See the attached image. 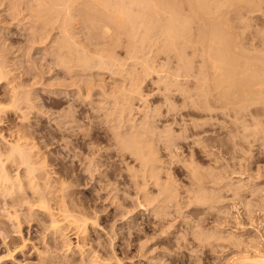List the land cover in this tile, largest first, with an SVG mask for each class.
Masks as SVG:
<instances>
[{"label": "rangeland", "instance_id": "374dc122", "mask_svg": "<svg viewBox=\"0 0 264 264\" xmlns=\"http://www.w3.org/2000/svg\"><path fill=\"white\" fill-rule=\"evenodd\" d=\"M1 1L2 0H0V19H1V16H3L2 14L5 13V11H6L5 14L6 15L8 14L7 16L10 15V18L4 15V18L2 17L3 20L1 19L2 21H0V28H1V30H0V52L6 53V54L4 53V55L6 56L8 67L9 68L13 67L12 68L13 71H11L12 72L11 74L13 77L11 76V74L8 76V79L10 77H12L11 78L12 80H8L7 78L0 80V101H1V104L3 103V106L8 105L7 108L9 109L10 101L7 99L8 96H5V91L9 90L12 87V85H13V88L16 86L20 87L21 86L20 83H21L23 87L25 85L27 86V88H28L27 92H28V94L30 93L29 94L30 99L32 98L31 93H33L35 91L33 93V98H34V96H36V98L34 100L31 99L29 101L30 102L32 101V104L30 103L31 106L36 105V104H37V106L30 107L31 109L30 108L26 109L27 107L26 108L23 107L22 110L19 108H17L16 110H13L10 107V109H9L10 111L3 113V114L1 113V115H0V135H1L0 136V143L6 144L8 141H11L15 137V135L17 134L18 130L25 133L27 139L34 144L35 149L38 151V154L40 155V157H42L43 162L45 164H47L46 166H47V169L50 173L49 175H50L51 179L54 180L53 182L56 181L55 183H57L60 180H62L63 182L62 181L61 182L64 185L66 184L65 185L66 187L64 190H66L65 193H66V196H68V197L65 199L68 200V198L73 197L71 200L73 202H75V204L80 203V205L82 207L84 205L85 208L84 207L83 208L86 209V211L87 210L89 212L92 211L90 214H92L93 211H95L97 213V215H98L97 222H99V223H97V225H99V226L97 227V225H94L93 226L94 228L93 227L89 228V230H91V232L88 230L89 231L88 236L92 235L93 236V237L91 236L92 239L87 236V238H89L93 241V242H91L92 243L91 244L92 249L97 248V250L95 249L96 251L93 252L94 257L92 256V258H95V255L98 256L97 254H99L100 256L101 255L104 256L103 258H105V256H106L105 260L107 262H109V259L111 258L110 257L111 255H109V253L112 254V257H113V254L116 252L115 254L117 256L123 258V260L121 259L122 263L120 262V264H227V262H229L230 264H234V263L238 264L240 262L239 264H242L243 261L246 264H252V261H254L253 258H251L252 261L248 258L243 260L246 257L245 255H248L249 252H248V250H246V248L244 246H242V245H244L243 243L241 245L240 243L237 242L238 241L237 239H242V236L246 239L248 237L253 236L252 238L256 239L255 241H258L257 244L259 245V248L262 251L264 250V210H262L263 208H261L262 205H263L262 207H264V204H261V202L259 203L260 200L258 202L256 201L258 195H259V199H260V197L262 198L261 201H263V199H264V197H263L264 196V190H263L264 189V155H263L264 153L262 152L264 150L263 149L264 148V143H263L264 141H262V139L264 140V135H263L264 134V131H263L264 127L262 125L264 123V121L261 122V120H264V119H262L264 117V115H262V112H263L262 107H264V105L260 106L258 104L259 105L258 107L255 105L251 106V110H257L254 112L252 111V113L254 114V117L256 115L258 116V117H255L256 120L260 116L258 114H261L260 117H262V118H259L260 119L259 122H261L260 129H262L263 133L261 130H258L257 128H255V131H257V132L260 131V132L257 135L255 134V136L253 135L254 133H256L253 131L254 127H256V126L255 125L253 126V124H255V123H252L255 119L254 117H251V116H253L252 113L250 116L249 115L246 116L247 117L246 120H248L249 122L251 121V120H249L248 116L251 117V119H253V121H251V125H250L251 127L253 126V128H250V126L248 125L249 127H247V128H249L250 130H247V128H242V127H241L242 130H241V128H240V130H241V134H242L244 132V129H246V132L247 131L249 132L248 134L252 133L251 135L254 136L253 138L251 137V135H249L251 137V138H249V136H247L248 134H246L245 136L247 138H249V140H248L245 137L243 138L242 135L244 133L242 135H240V132H239V134L237 133L238 131L237 132L236 131H230V128H231L230 124H231V122L233 123V121L229 120L232 118L228 119V117H230L229 114L223 112V113H221V114H224L222 116L220 113H218L217 110H215V113H213L214 115L211 116L210 114H208V112L206 110H204L206 112H204L203 110L199 111V108L198 109H197V107L194 108V106L189 104V102H188L190 100V98H191V100H194L193 99L194 95L191 96L190 94H187L188 95L187 96L183 91H179L180 88L182 90L184 87H186L184 89H188L187 86L189 84H190L188 86L189 89L190 88L192 89V87H190V86H194L197 82H195L196 77H194L195 78L194 79L193 77H190L189 75L185 76V74H183V72H184L183 69H181L178 65H177L178 67L175 66V64H179V62L176 59V56H175V54H173V52L171 53L170 51H167L171 54L165 52V54H168V55L164 56V53L162 51H159L160 53L158 52V55L154 58L152 56H155L157 53L155 55H153V54L157 51L153 48V46H152V49H149L150 46L149 47L146 46L144 48V50L136 51L137 53L141 52L142 54L141 53L139 55L137 53L134 54L135 53L134 51H132V50L129 51L130 50L129 48H131V47L126 46L129 44L127 42V40L129 38L126 36L125 33H122V31L119 32V30L117 28H115V26H113L114 25L113 23H111L112 24V26H111L110 22L107 24H109V26L112 27L111 28L112 32L110 31L111 33L109 35L106 34L103 36V34H101L102 32H101L100 27L95 29V27L93 25H91V23H93L94 25L95 24L98 25L101 22L91 21L93 15L89 16V14H92V13H90L92 11L87 6L86 7L88 9L85 8L87 0H82L83 2L82 1L81 2L83 4H81V2H80V4H78L76 7V8H78L79 11L77 9H76V11H74V19H77V17H78V19L74 23V26L76 27V28H74V30L77 28H80V29L83 28L81 30L77 29V30H80L79 32L77 30H75V34L76 35L79 34L76 36V38L78 36L81 37V38H77V41L78 40L80 41V39H81V41L79 43L83 45L82 46L83 48L86 44V46H87L86 49H87V51H89L88 53L91 56H94L95 59L98 58L97 56H99V55H104L103 57H105V53L106 54H112V56L114 53L113 59L115 58L117 61H115V59L112 60L111 62L106 61V64L104 63V65H106V67L105 66L102 67L101 66L102 64H100V63L98 64L97 63L98 60L96 61L94 59L93 63L90 64V66L83 67V66L79 65V66H77V67H79L78 69H77V67H75L77 71L78 70L81 71V73H80V72H77L75 70L74 76H76L77 78L71 77V78H74V79H71V78L65 77L66 75L64 74V71H62L63 69H62V67H60L61 64L59 62H56V61H58L57 59H54V56L52 54V49L50 50L51 47H47L48 45L45 46L46 48L44 47L45 49L49 50L47 52V50H45L43 48H39V46H38L39 43H36L37 46L35 47V45H36L35 43H33L31 41L27 42L24 39L25 35L27 33H29L32 29H36V28L30 27L28 19L27 20L25 19L26 21L20 20V18L23 16L22 12L25 13L24 8L27 9L26 10L27 12H29L30 9H29L28 5L27 4L24 5L23 3H21L18 5H15L13 7L12 5H10L11 4L10 0H8L9 2H7V0H3L2 2ZM242 1H243V4H242V2L235 1V3L241 4V5L239 4L238 6L235 3L233 5H232V3H230V4L228 3V5L225 4V7H229L231 9L229 11L226 10V8L225 9L222 8V7H224V5L221 6V8H222L221 10H224L225 11L224 13H226V14H224V17L226 15V17H229V18H227L228 21H229V19H231L230 22L232 21V23L234 25H236V26H234L232 24V26L235 27V29H237L239 31L238 32L235 30L236 32H238V33L243 32L244 33L243 35H245V37H246V38H244L245 40H247V39L249 40L251 38V36L255 38L257 35H260L259 32L262 31L263 36H259L262 38H259L257 36L256 37L257 40H256V38L254 39V41H256V42H254V44H256L259 39H263V41H264V0H261V3H263V4H261L260 1L258 0L259 3L261 4V6L260 5L259 6H260V8L261 7L262 8L260 10H258L259 9L258 8L257 10H253L252 12L248 11V9H249L248 6L245 8V6H246L245 3L247 4V2L244 3V0H242ZM258 1L254 0V2H257V3H258ZM5 3H6V5H8L7 8L5 6ZM234 5L237 6L236 9H238V11L235 10L236 6H234ZM82 6H84V7H82ZM231 6H234V9H232ZM239 6H241V7H239ZM20 7H21V10H19ZM81 7H82V9H80ZM8 9H9V12L7 11ZM86 9L90 10V11H88V13H87ZM232 10H235V11H232ZM20 11H22V12H20ZM186 12H187V10H186ZM11 13H15V15L16 14H18V15H16V16L14 15L15 16L14 17L11 15ZM80 13H82V14H80ZM83 13L86 14V15H84V17H83ZM221 13L223 14V12H221ZM19 14H21V15H19ZM75 14H76V16H75ZM19 16H20V18H19ZM5 17H7V19ZM80 17H82V19ZM11 18H13L12 20L14 22L13 21L11 22ZM15 19L17 21H15ZM227 19H224V20H226V23L228 22ZM78 20H79V22L77 23ZM92 20H96V19L93 17ZM4 21H6V22H4ZM81 21H83L84 23L82 24ZM7 22L9 24H7ZM18 22L20 23V25L17 24ZM1 23H3V25ZM7 25L9 26L8 28H7ZM78 25H81V27ZM82 25H84V26H82ZM85 25L86 26L91 25L90 26L91 28L90 27H89V29L86 28V31H85V27H86ZM18 27H20V28H18ZM21 27H23V28H21ZM25 28H27V29H25ZM23 29L26 31V33ZM90 29H92V30H90ZM93 29H94L96 34L94 33ZM3 30H4V33H3ZM5 30H8V31H5ZM233 30H234V28H233ZM81 31H83L84 33ZM92 31L95 35L91 34ZM18 32H23V34L22 33H19V34H21V35L25 34V35L20 36L18 34ZM53 32H52L53 33L52 37H50L49 39L53 40L54 38L57 37V35H58L57 30L55 29V30H53ZM86 32H87V34H89V32H90L88 37H86L87 36ZM118 32L121 34H124V35H121V34H120L121 36L117 35L116 33H118ZM8 33H9V35H8ZM11 33L13 34L14 38L11 36L12 35ZM80 33H83V34H80ZM112 34H115V35H112ZM90 35L92 37L91 39L93 40V42H92V40H90ZM101 35H102V39L105 40L107 37V40H105V41L100 40ZM110 35H112V36H110ZM17 36H20V42L18 41L19 38ZM54 36H56V37H54ZM117 36H119V37H117ZM7 37H9V39ZM10 37H12V40L10 39ZM112 37L114 40H112ZM115 37H116V40H115ZM93 38H97V39L99 38L98 41L100 44H98L97 43L98 41L97 40L95 41V39H93ZM117 38H118V40H117ZM153 38H157V37L153 36ZM5 39H6V41H5ZM23 39H24L25 43L23 42ZM84 39H85V41H84ZM154 40L156 41V39H154ZM88 41L90 42V44H88L89 43ZM100 41H102L103 43ZM110 41H113V42H110ZM16 42H18V43H16ZM94 42H96V43L94 45H92V43H94ZM106 42L109 44H107ZM119 42H121V43H119ZM129 42H130V40H129ZM261 42H262V40L261 41L259 40V42H258L259 44H261V46L259 48L262 47ZM6 43H7V45H6ZM21 43H23V44L21 45ZM29 43L34 44V46L29 44ZM4 44H5V46H4ZM8 44L10 47H8ZM106 44H107V46L110 45V48H108V47L106 48L105 47ZM259 44H256V45H259ZM43 45H45V43ZM137 45H138V43H136V46ZM263 45H264V43H263ZM14 46L16 48H14ZM29 46H32L35 51L32 49V47H29ZM2 47L7 48L8 52H6L7 50L2 48ZM21 47H22L23 52H22V50H20ZM88 47H90L91 49ZM28 48H31V50H29ZM38 48L41 50H39ZM94 48H95V50H94ZM101 48H103L104 50ZM2 49L4 51H2ZM153 50H154V53H153ZM188 50L189 49H187V52H188ZM17 51H19V52H17ZM83 51L87 52L84 49H83ZM109 51L112 53H110ZM145 51L147 54H144ZM189 51H190L189 54L187 53L188 56L191 55V50H189ZM14 52H15V54H14ZM20 52L22 53V55L24 57L21 56ZM42 52L44 54H41ZM100 52H102V54ZM127 52L130 54H128ZM132 52H134V53H132ZM149 52H151L152 55H150ZM19 53H20V56H19ZM25 53H30V54H25ZM8 54H10V55L8 56ZM137 55H138V57H137ZM144 55L147 56V58ZM149 55L151 57H148ZM173 55L175 56L174 57L175 59L172 61ZM29 56H31V58H29ZM132 56H135V57H132ZM141 56L142 57L144 56L145 60H150L151 58H152L151 60L156 59V61L155 60L154 61L157 64L154 63V61H153V64H154V68L158 67L157 70H159L160 67L165 65L164 68L162 67L163 68L162 70H159L160 74L163 71L162 73L164 75H162V74L158 75L159 74L158 72H156L157 73V75H156L154 72L155 70H153L151 73L147 74V77L145 76V72H143L144 73L143 76H142L143 73L142 74H136L138 76H141L139 78V81L142 78L140 83L136 84L135 79L138 77L135 75V73H137V71L139 70L138 67L140 68V70L138 71L139 73L142 72V70L144 71V69H143L144 68V58H142ZM10 57H14V58H11V61H10ZM15 57H17V58H15ZM164 57H167V58L171 57V60L169 58L167 60ZM194 57L196 59H198L199 55L198 56L194 55ZM195 58H194V61L196 60ZM12 59H13V61H12ZM19 59L22 60V62L19 61ZM132 59H137V60H132ZM138 59H141L142 61L140 62V60H138ZM200 59L201 58L199 57L198 61H201ZM32 60H33V62H32ZM103 60H105V59L103 58ZM118 61H120L122 63L121 67L119 66V63H117ZM134 61H136L138 64L134 65L135 64V63H133ZM194 61H193V63L198 62L197 60L195 62ZM52 62H54V63H52ZM9 63H12V64H9ZM95 63H97L98 65ZM111 63H112V65H111ZM140 63L143 65H140ZM57 64L58 65L60 64V66H57ZM94 64H95V66H94ZM158 64H160V65L163 64V65L160 66ZM198 64L200 65L199 62H198ZM198 64H194V65H198ZM156 65H158V66L155 67ZM33 66H35L36 68L34 67L35 69H33ZM108 66H109V68H108ZM198 66H193V68L194 67L198 68ZM81 67L83 70L84 69L85 70L83 71L81 69ZM91 67H93V68H91ZM89 68L92 70H90V71L87 70V71H89V72H87L86 69H89ZM175 68H176V70H175ZM179 68L182 70L181 72L179 71L180 70ZM117 69H119V70H117ZM120 69H122V70H120ZM136 69H138V70H136ZM195 69H193V70H195ZM59 70L62 72H59ZM125 70H127L129 75L126 74V76H125V73L124 74H118V73L126 72ZM117 71H118V73H117ZM195 71H193V73L191 72L190 75H193L195 73ZM179 72H180L181 76L179 75ZM62 73L64 75H62ZM82 73H85V74L82 75ZM130 74L132 77L135 76L136 78H134V77L132 78L130 76ZM77 75H80V77ZM165 75H166V77H165ZM33 76H34V78H33ZM156 76H159V77H156ZM195 76H197V75L195 74ZM78 77H79V81H78ZM161 77H163V78L165 77V79L168 81L170 80V82H168V84L166 83L168 88H166V86H165L166 84L164 83L167 81H165L164 79L158 81L159 79H161ZM131 79H133L134 81ZM178 79H180V80H178ZM72 80H75V81H72ZM173 80H174V82L178 81V83L176 82V84H178V85L180 84V86H181L184 83L185 86H181L178 89L177 86L174 85L175 83L173 84ZM76 81L79 82V85ZM136 81H138V79H136ZM180 81H182L183 83ZM82 82H83V87L81 86ZM85 82H86V85H84ZM31 83H33V84L31 85ZM186 83H189V84L186 86ZM132 84H135L136 86H138L137 90H139L138 93H139V95L141 94L140 95L141 98L143 96L142 99L140 98L139 95H138L139 98H133V96H137V95L129 93L130 91L132 92L133 90L135 91V93L137 91L135 85H133V89H131ZM171 84H173V85H171ZM8 85L10 88L8 87ZM22 86H21V88H22ZM26 86L23 89L27 90ZM139 86H140V88H139ZM5 87H7V88H5ZM79 88H81L82 90L79 91ZM83 88H86V89L83 90ZM174 88H176L177 90ZM29 90H30V92H29ZM65 90L67 91V94H65ZM3 91H4V93H3ZM53 91H56L55 94L53 93ZM125 91H128L127 94L125 93ZM192 91H194V89ZM192 91H191V94H192ZM213 91L216 92L215 90H213ZM123 92L125 94H123ZM180 92H182V93H180ZM117 94H121V95L126 96L125 99H127V101L130 100L129 107H132V108H131V110H130V108L126 109V110L130 111V113L133 116L131 114H129V112L128 113L126 112V114H127V117H129V116L131 117V119H130L131 122L132 121H133V123L136 122V125L138 124L139 126L142 123L141 126L147 125V128L150 127L151 130L153 128V130H155L153 133V136H154V134L157 136V137L154 136L155 143H158V142L162 143L163 142V141H158L157 139H159V140L165 139L164 143H162V144L159 143L158 145L155 144V146L160 147V148L157 147V149H160L159 150L160 152H157L158 153L157 156L159 158H162L159 160H162L164 163H166V164H163L165 166L162 165L163 166L162 172L166 173V171L169 170V171H167L166 176H165V173L163 174L161 172V174H163V178L167 179V181H169V182H171L173 180L176 181L175 185L178 187H175L177 189H174V190L175 191L177 190V192H175L174 194H177V196L180 197L179 198V197H176L174 195L175 199L177 198V200L172 199L173 201L170 200L171 203L170 202L168 203V201H166V203L164 204V202L161 199V197L163 198V196H162L163 193L158 191V188L156 186H154L153 183L150 181L151 179L149 180V178H147L144 180L142 174L145 172V169L143 167L138 168L139 167L138 162L133 161L132 156H130L128 154L129 151L127 150L128 151V153H127L125 151V149H122L121 143H119L121 141L120 138L126 137L127 132L130 131V125H128L127 121L124 122V120L127 118L125 116V114H123L124 117L122 116L125 119L120 120V119H123L119 116L122 114L121 110L123 108L121 106L124 107V101H126V100L124 99V96H120V95L117 96ZM128 94L129 95L131 94L129 96V99H128ZM215 94L216 93H214V95ZM115 95L117 96V98H114ZM184 96H186V98H184ZM195 98H196V96H195ZM116 99L118 101L122 100L123 104H121L120 103L121 101H120L119 103L121 104V106H118L120 104L118 103V105H117ZM191 100H190V102H191ZM33 101H35V104H33L34 103ZM131 101H132V103H131ZM170 102H173V105L174 104L175 105L174 106L172 105V107L169 106L168 103H170ZM185 102H188L189 105ZM130 104L131 105L133 104V105L131 106ZM184 104H186V105H184ZM22 105H24V103L21 104V106ZM68 105H70L71 107L70 106L68 107ZM101 105L104 106V108ZM170 105H171V103H170ZM190 105H191V107H190ZM115 106L116 107L118 106V108L120 107L122 109H119V111H118V109ZM252 107H254V108L256 107V108L254 109ZM65 108H68V109H65ZM173 108H175V109H173ZM258 109L259 110L262 109V110L259 111ZM18 110H20V111H23V110L26 111L27 110L25 112V116L23 114L21 115V112ZM103 110L105 111V113ZM19 112H20V114H19ZM110 112L112 114H110ZM113 112H114V114H113ZM219 112H221V111L219 110ZM257 112H259V113L256 114ZM115 113H116V115H115ZM153 114H155V115H153ZM206 114H208L207 115L208 117L206 116V119L209 120L211 123L209 121L208 122L205 121L206 119H204V118H205ZM263 114H264V112H263ZM70 115L72 116L71 118H70ZM114 115L116 117L117 116H119V117H117V118L115 117L116 118L115 119V118H113ZM146 115L150 116V117L146 118ZM209 115L211 116L210 117L211 119L213 116H215V117L218 116L217 117L218 119L213 117L215 120L214 119L211 120V119H209ZM110 116H113V117L110 119L109 118ZM219 117H221V119H219ZM107 118L109 121L107 120ZM148 118H150V119H148ZM181 118H183V120ZM190 118H191V120H194V121L197 120L196 121L197 124H195L196 122L193 123L190 120ZM144 119H145V121L147 120L146 123L144 121H142ZM114 120L116 121V123L114 122ZM174 120H176V121L174 122ZM181 120L184 124L188 123L187 124L188 127H186L187 125L185 124L183 126L184 128L181 129L182 128L181 122H180ZM201 120H203L202 122L204 124H202ZM222 120L225 121V123L227 124V125L225 124L226 126L222 125L223 124ZM256 120L254 122H256ZM148 121H150V122H148ZM118 122L121 123V125ZM137 122H139V123H137ZM117 123H118V126H117ZM123 123H125V124L127 123L126 126ZM150 123L152 126L149 125ZM198 123H199V125H200V123L203 125L202 128H204V130L200 129L201 125L198 127ZM114 124H115V126H113ZM192 124H194L195 126L197 125L196 128H194ZM228 124H229V127H228ZM248 124H250V123H248ZM231 125L234 126L233 124H231ZM223 126H225V128ZM114 127L116 128L117 132L112 134L114 132L112 130V129H114ZM124 127H126V128H124ZM168 127L170 129H168V130L164 129V128H168ZM192 128H194L195 130L197 129L196 131H199V132H200V130L201 131L203 130L202 132H200L202 134L199 135V133H198L196 135L195 134L196 131H194V129L192 131ZM120 129L122 131L119 132ZM124 129H127L128 131L127 130L124 131ZM158 129L160 130V132H158L159 131ZM184 129L187 132L182 131ZM225 129H227V131L229 130L231 133L233 132L232 133L233 135L230 133V135L232 136L231 138H233V140L235 138L234 136H236V135H234V133L238 134L234 141L231 140V138L229 139V137H230L229 135H228L229 137L227 138L226 133L229 134V132H225L224 135H226V137L223 135ZM109 130H111V131H109ZM156 130H158L157 132L159 135L157 133H155ZM169 130H170V132H169ZM172 130H174L173 133L175 132L177 135L178 134L180 135V132L181 133L185 132V133H183L184 136L181 134L182 137L181 136H178L179 138L174 137L173 138L174 140H172L171 139L172 137L169 135H166V133H165V132H167V134H168V132H169L171 135H175L171 132ZM204 131H205V133H204ZM123 132H125V133H123ZM192 132H194V133H192ZM206 132H208V133H206ZM163 133H164V135H163ZM115 134H116V136H115ZM160 135H163L164 138L161 139V137H163V136H161L159 138ZM177 135H175V136H177ZM260 135H261V137L258 138ZM2 136L4 137V139L1 138ZM166 136H168V137H166ZM202 136L205 137V139L207 141L206 142L205 139L202 138L203 141H205L204 144H203V141H201L202 143H199V141L202 140L200 138ZM256 136H258V137L256 138ZM180 137H181V139H180ZM197 137H199V138L197 139ZM208 137H210V138H208ZM237 137H241V140H239V144L237 143L240 146L241 150H240L239 146L236 145L239 148L240 153H239V150L237 151V149H238L237 147L233 148L234 147V146H232L233 144L232 143H231L232 145L230 144V140H231V141H233V143L235 145V141L237 142L236 139H240ZM169 138L172 140L171 143L173 145V148H171L172 145H170L171 140H169ZM194 138L197 141H194L195 140ZM207 138L210 140L208 141ZM222 138H225V139L227 138V140L229 139L228 140L229 145L232 146V149L234 150L233 151L231 149V151H233V153L235 154V157L233 155H231V159L235 158L233 161H235L237 164L239 163V166H241L243 164L242 166L244 167L243 168L244 170L242 168L240 169L237 164L235 166V162L232 164L233 161H231V159L228 158V157H230L229 154L230 153L232 154V152L226 151V150H230L228 148L229 146L227 144L228 143L227 140L224 139L226 142L223 140L224 141L223 144H224L225 148H227L226 150L224 147L222 148L223 144H221V141H219V143L217 141V140L222 139ZM113 139L115 140V143H114ZM118 139H120V140H118ZM185 139H186V141H185ZM243 139H244V142H243ZM253 139H254V142L252 141ZM259 139L263 144L259 141ZM116 140L118 142H116ZM156 140H157V142H156ZM179 140H180V143H177V141H179ZM247 140H248V142H247ZM255 140H257L259 142L255 141ZM167 141L169 144H166ZM195 142H198L200 147L201 146L203 147L204 145H206V147L208 149H206V151L201 150V149H203L202 147H201V149H199L198 144ZM247 143H250L249 145L251 147L249 145L247 146L246 145ZM117 144H120V145H118L119 147L117 146ZM163 144H164V146H162ZM174 144L175 145L178 144V148L176 146L174 147ZM194 144L196 146H194ZM220 144L222 146H220ZM242 144H245V145L241 146ZM165 145H167L168 147L167 146L165 147ZM226 146H228V147H226ZM242 147H244V148L242 149ZM246 147L249 150L248 149L246 150ZM260 147H262V148H260ZM164 148H166V149H164ZM167 148H168V150H167ZM169 149L171 150L169 152L170 154H167L168 153L167 151H169ZM174 149L176 150V152H178V151H180V152H178V154H177ZM204 149H205V146H204ZM209 149H210V153H211L209 155L210 157L208 156ZM223 150H225V151H223ZM242 150L243 151L246 150L243 153H245L247 155L242 156L243 155V153L241 152ZM247 151H249V152L247 153ZM189 152H191V154H189ZM192 152H193V154H192ZM206 152H207V154H206ZM249 153L251 154L250 156H249ZM160 155H162V156H160ZM174 155L177 157H174ZM189 155H191L192 159L190 158ZM211 156H214V157H211ZM236 157L237 158L240 157V159H237ZM244 157H247V158H244ZM248 157H250V158H248ZM130 158H132V159H130ZM189 158L191 159V161H193L192 163L190 160H188ZM214 158H218V161ZM214 160H215V162L217 161V163H215ZM240 161H241V165H240ZM244 161H245V163H242ZM248 161H249V163H248ZM128 163H129V165H128ZM189 163L191 165L193 164L194 166L193 165L192 166L194 168H197L198 170L203 166L204 167L207 166L208 164H210V165H208L207 167L210 166V168L212 169L213 165L215 167V165L218 164V166L216 165L217 168H213V169L221 170V172L217 170L218 174L219 173L223 174V175H221V174L218 175L219 181H222L221 177L224 178V172L226 174H228L227 176L225 174V179H223V181L225 180L226 182L222 181L220 184V182L217 183L218 182L217 178L215 180L213 179V176L216 175L214 172H216V171H214L213 169L212 170L210 169V172H209V168H206L207 171L204 170L205 174L203 172L205 179L208 177L207 176L208 173H209V175L211 173L214 174V175H212V177L210 176L211 178L208 177V179L209 178L211 179V180L209 179L210 180L209 183H208V179H206L207 183H205V181H206L205 179L203 180L204 184H202V185L206 184L203 187H207V188L211 187V186L213 187V184H215L216 181H217L216 184L217 185L220 184L222 187L221 188L219 185L218 186L219 188H217L216 184L214 186V189H217L216 192L221 191V192H219L221 196L217 192L218 197L215 198V201L214 200L212 201L215 204L211 203L213 205V207H215L214 205H216L217 207H215L213 209H209V206L211 207L210 203L209 204L205 203L207 206L205 204L204 205L203 204L198 205L199 203H202V202L197 201L196 197L193 195V192H194V194L198 193V195H199V191L196 192L197 190H195V188H193L194 186H196V185H194L195 182L193 183L194 180L196 181V178H195L194 174L192 173V171H191V178H189V176H190L189 168L191 170L193 168V167L191 168V165ZM246 163L249 166H245V165H247ZM158 164H160V162ZM187 164L190 165L189 168L187 167L188 166ZM230 164H232L233 167ZM129 166H131V167L129 168ZM196 166H198L200 168H198ZM220 167H221V169H220ZM234 167H236V168H234ZM246 167H248L249 169L247 170ZM227 168H228V170H225ZM231 168H233V169H231ZM129 169L132 170L133 172L134 171L135 172L132 174V171H130ZM138 169H140V170H138ZM186 169L189 170L188 171L189 173L187 172ZM235 169L237 170L236 171L237 173L234 171ZM245 169H246V171H245ZM141 170L144 172H140ZM229 170H231L232 172ZM241 170L243 172L244 171L245 172L243 173V172H241ZM137 171L140 172L141 174H139ZM201 171H203V170L200 169V172ZM222 171H223V173H222ZM238 171H240V172H238ZM206 172H208V173H206ZM229 173H230V175L231 174L232 175L229 176ZM138 174L141 176L140 180L138 178H135V176H138ZM170 174H171V179L173 178V180H171V179L169 180V178L167 177V175L170 176ZM242 174H244V175L242 176ZM140 176H138V177L140 178ZM192 178H195V179L192 180ZM230 179H233L234 181L230 180ZM238 179L239 180L241 179L240 182ZM189 180L192 183L189 182ZM235 180H237L238 182L237 181L235 182ZM136 181L137 182L139 181V182L135 183ZM141 181H143V182H141ZM203 181H202V183H203ZM211 181H213V184H210ZM144 182L145 183L148 182V183H147V187H145L146 189L143 188V190H142L141 189L142 186H145ZM139 183L142 184L141 187H140ZM171 183H172V185L174 184L173 182H171ZM227 183H228V185L226 186L227 187V189H226V187L224 185ZM229 183H233V186H232V184H230L231 186H229ZM239 183H241V184H239ZM245 183L250 188L253 187L254 189L251 188V189H253L251 191ZM136 184H138L139 187ZM207 184H209V186ZM242 184H245L247 187H244ZM192 185H194V186L192 187ZM239 185H240V187H241V185L243 186L240 190H238ZM228 186H229V188H228ZM257 186H258L259 191L257 190ZM172 187L174 188V186H172ZM230 187H234V189L233 188L230 189ZM260 187H262L263 189L262 188L259 189ZM236 188H237V191H236ZM243 188L246 189V190L244 189L245 192L243 191ZM247 188H248V190H247ZM140 189L142 191H144V190L150 191V193L152 191L151 194H154L157 191V194L160 193L159 195L161 197H159V195L156 194L157 196L155 195L156 197L154 196V199L151 200L154 203L153 202L151 203V201H145L142 199V195H141L142 191ZM186 189H187V191H186ZM188 189H190V190L188 191ZM193 189L195 191H193ZM210 189H209V191L206 189L205 192L208 191V195L211 194L210 196H212L216 192L212 191V190H214L213 188L211 189V191H210ZM139 190H140L141 194H140ZM228 190H230V191L228 192ZM190 191L192 193L189 194L188 192H190ZM253 191H254V193H253ZM209 192H211V193L209 194ZM235 192H238V193H235ZM240 192H241V194H240ZM242 192H243V194H242ZM251 192H252V194H254V195L256 194V195L255 196L253 195V197H252L251 196L252 194L250 195ZM185 193H186V195H185ZM187 193L189 195H187ZM235 194H238L241 197H237L238 195H236V198H235L234 197ZM188 196H190V197L187 199L186 197H188ZM193 196L195 198H193ZM196 196H197V194H196ZM216 196H217V194L214 195V197H216ZM157 197H158V201L156 199ZM249 197H251V198H249ZM254 197H255V199H254ZM192 198L194 200H196V202H199V203L198 204L195 203V201ZM219 198H221V199L218 202ZM239 198H241V199H239ZM247 198H249V199L246 202ZM189 199H190V201H187ZM251 199H252L253 204H255V203L257 205L260 204L261 206H257L256 204L255 205L252 204L253 205L252 208H254V209L253 210L251 209V212L248 210L245 211L246 210L245 206L247 203H248L247 205H249L251 203ZM140 200H142V203ZM155 201H157V202H155ZM177 201H179V202H177ZM249 201H250V203H249ZM158 202L159 203L162 202L164 205L161 206L162 203L159 204ZM173 202L174 203L177 202L176 205ZM139 203H141V204H139ZM157 203H158L157 208L160 212H164L167 210L166 213H170V214L166 215V213L164 212V213H161L162 214L161 215L160 212H156V210L153 211V209H155ZM243 203H246V204L244 205ZM263 203H264V201H263ZM151 204H153V205H151ZM166 204L168 205V208H166V206H167ZM139 205H141L142 207ZM252 205H249L250 208ZM249 206H246V208L248 207V209H249ZM255 206H257V208ZM160 207H162V208H160ZM150 208H152V209H150ZM217 208L220 209V212H219V209H217ZM161 209H163L164 211H161ZM259 209H261V210H259ZM224 210H225V212H222ZM153 212H155V213H153ZM0 216H2V217H0V219L2 220V223H0V226L2 227V230L0 229V247L2 248V250L0 251V260H2L5 257H8L6 255L7 251L5 249V246L1 243V238L4 235H6V233H8L11 236V240H10L11 242H9L10 244H7V246H9L10 249L12 250L13 259H14V260H5L3 264H19L18 262L23 263V262L31 260V259L35 260L36 254L33 250L32 244H36L35 247H37L39 249H41L44 244L42 242H39L41 236H43V233L41 231H39L38 228L36 227L34 218L32 219V216L29 218L30 220H28V218L25 220H23L21 218L20 224H18V226H17L16 222L9 220V218L5 215L4 209L2 210V208L0 209ZM155 216H159V218H157V217L155 218ZM160 217H162V219H164V220L160 219ZM165 220H167V221L165 222ZM158 221H159V223H157ZM160 222H162V223L160 224ZM167 222H169V223H167ZM165 223H166V225L167 224L168 225L167 226L165 225V227H164L162 224H165ZM239 223H241V224H239ZM67 229H65L66 232H65V238L62 240L63 243H61V241L59 242L60 248L58 249V251L61 255H64V253H66L68 251L66 249L65 244H66V242H67V244L69 242V244H68L69 246H67V247H71V248H69V252L67 254H70V252H71L70 256H73L72 251L75 250L73 248L76 247L75 246L76 243L79 242L81 244V240L76 239L77 237L75 236V233L73 232V230H70L69 228H67ZM216 229H217V232H216ZM194 230L196 231L197 234L195 232L193 233ZM203 230H204V232H207V234L206 233L204 234ZM190 231H192V232H190ZM198 231H200V233L203 232V235L198 234ZM212 231H213V233H212ZM179 232H181V233L183 232L186 235V237L183 233H182V235H184V237L182 235H180L181 233H179ZM215 232H216V234L218 232H220V233H218V235L219 234L220 235L215 236ZM208 233H210L209 237H208ZM221 233H223L224 235ZM231 233L234 235H232ZM111 235H113V236H111ZM178 235H180V236H178ZM197 235H199L200 237H204L205 235H207V237H204L205 238L204 241H206L208 239V241H206L207 243H205L203 241L204 238H201L202 239V241H201L200 237ZM212 235L219 238V239L218 240H217V238L215 239L214 237H212ZM226 235L230 236L234 239H236V238L237 239L233 242L234 239L230 240V238L228 237V241H227ZM235 235H236V237H234ZM45 236L49 237V231H47V232L45 231ZM174 236L177 238L182 236L186 242L184 241L183 238L182 239L181 238L175 239ZM196 236L199 238H197ZM224 236L226 237L225 238L226 240H224V238H223V240L221 239ZM109 237H111V239H112V242H111L112 244L109 243L111 241V239H109ZM197 239H199L200 242ZM176 240H177V242H176ZM229 240H230V242H229ZM243 240H245V239H243ZM235 242L239 245L237 246V244ZM40 243L43 245H41ZM70 244H72V246ZM232 244H234V245L236 244V245L234 246ZM62 245H65V247ZM73 245L75 247H73ZM98 247H100V248L104 247V248L100 250V248H98ZM242 247H244V248H242ZM235 248L236 249L238 248V249L236 250ZM239 249L242 251H238ZM245 250L247 251L246 254H245V252H246ZM111 251L112 252L114 251V252L111 253ZM122 251H124V252H122ZM74 253H75V251H74ZM67 254H65V255H67ZM75 255H76V253H75ZM120 255H123V256H120ZM100 256H99V258H100ZM102 256H101V258H102ZM247 257H252V256H251V254H249ZM103 258L101 259L102 261H103ZM100 259H98L96 257L95 259H93V260H95V262H91V264H93V263L99 264V262L101 264L102 262ZM224 259H225L224 262H226V263H223ZM235 259H236V261H235ZM33 260H31V261H33ZM105 260L102 264H105V262H106ZM111 260L113 261L114 258H111ZM246 260H249V262H251V263H247ZM13 261H14V263H13ZM15 261H17V263ZM112 261H110L108 264H115V263H111ZM237 261H239V262H237ZM245 263H243V264H245ZM256 263L258 264L259 262L256 261ZM88 264H90V263L88 262Z\"/></svg>", "mask_w": 264, "mask_h": 264}, {"label": "bare ground", "instance_id": "6f19581e", "mask_svg": "<svg viewBox=\"0 0 264 264\" xmlns=\"http://www.w3.org/2000/svg\"><path fill=\"white\" fill-rule=\"evenodd\" d=\"M3 1V0H2ZM1 1V2H2ZM11 2V4L10 5H12L13 7L15 6V5H18V4H21V3H23L24 5H28V7H29V12H27L26 10L27 9H25L24 8V10H25V13H23L22 11H20V12H22V17L20 18V16H19V18H20V20H22V21H24L25 19L27 20L28 19V22H29V25H30V27L31 28H36V29H32L29 33H27L26 35H25V40L28 42H33V43H39L38 44V46H39V48H43V49H45L46 47L45 46H47V47H51L50 48V50L52 49V54H53V56H54V59H57L58 61H56V62H59L60 64H61V66H60V64L58 65L57 64V66H60V67H62V71H64V74L66 75L65 77H68V78H71V77H76V76H74L75 75V70H76V68L75 67H77V66H83V67H87V66H90V64H92L93 63V60L95 59L94 58V56H91L88 52L89 51H87V46H86V44H85V46H84V48L82 47L83 45L82 44H80L79 42L81 41V39H80V41L78 40L77 41V38H81V37H77L76 38V36L77 35H79V34H75V30H77V29H80V28H77V29H75L74 30V28H76L75 26H74V23L76 22V20L78 19V17H77V19H74V11H76V9L78 10V8H76L77 7V5L78 4H80V2L82 1V0H10ZM235 1H239V2H242V4H243V1L242 0H87L86 1V5H85V8H87V7H89V9H91V11L92 12H90V13H92V14H89V16L90 15H93V17L96 19V20H92L93 19V17H92V19H91V21H99V22H101L100 24H93V23H91V25H93L94 27H95V29L96 28H99L100 27V29H101V34H103V36L104 35H109L112 31H111V28L112 27H110L109 26V24H107V23H109L110 22V24L111 23H113L114 25L113 26H115V28H117L118 30H119V32H121L122 31V33H125L126 34V36L129 38L128 40H127V42L129 43H127L128 45H126V46H128V47H131V48H129L130 50L129 51H134V52H132V53H134V54H136L137 52L136 51H138V50H144V48L147 46V47H149L150 46V48L149 49H152V46H153V48L157 51V52H155L154 53V50H153V55H155L156 53V55L155 56H152V57H156L157 55H158V52L159 51H162L163 53H164V56H166V55H168V54H165V52H167V51H170L171 53L173 52V54H175V56H176V59L178 60V62H179V64H175V66H179L181 69H183V74H185V76L186 75H189L190 77H196V81L195 82H197L194 86H190V87H192V89L190 88L189 89V83H186V86H187V88L189 89H184V88H186V87H184L182 90H181V86H185V84L182 82V81H180V82H182L181 84V86H180V84L178 85V84H176V82L178 83V81H176V82H174V80H173V84L174 85H176L177 86V88L179 89L180 88V90L179 91H183L186 95L187 94H190L191 96H193L194 95V100H191V98H190V100H191V102H190V100L188 101L189 102V104H191V105H193L194 106V108L195 107H197V109L199 108V111L200 110H206L207 112H208V114H210L211 116L212 115H214L213 113H215V110H217L218 111V113H223V112H225V113H227V114H229V116L230 117H228V119L229 118H232V119H229V120H232L233 121V123L231 122V124H233L234 126H232L230 123V127L232 128H230V131H238L237 133L239 134V132H240V135H242L243 133V138L245 137L246 139H248L249 140V138H253L254 136H255V134L257 135V134H259V132H257V131H255V128H257L258 130H261L262 131V129H260V126H261V122L262 121H264V120H261V122H259L260 121V119L259 118H262V117H260L261 116V114H258L259 112H257L256 114H258V115H260L259 116V118H257V120H256V118L255 117H258L257 115L254 117V114L252 113V111L254 112V111H257V110H251V106L253 105H255V106H263L264 105V45H263V43H264V41H263V39H259L260 41L262 40V47L261 48H259L260 46H261V44H259L258 42H259V40H258V42L256 43V44H259V45H256V44H254V42H256V41H254V39L258 36H263V34H262V31L261 32H259L260 33V35H257L255 38L254 37H252L251 36V38L248 40H245L244 38H246L245 37V35H243L244 33L242 32V33H238L239 31L237 30V29H235V27H233L232 26V21L230 22V20L231 19H229V21H228V19L227 18H229V17H226V15H225V17H224V14H226V13H224L225 11L224 10H221L222 8H226V10H231L229 7H225V4H227L228 5V3L230 4V3H232V5L235 3ZM256 1H258V0H256ZM260 1V3H261V0H259ZM259 1H258V3H259ZM6 2V1H5ZM7 2H9L8 0H7ZM79 2V3H78ZM83 2V1H82ZM81 2V4H83ZM238 2V3H239ZM245 2H247V4L245 3ZM85 3V2H84ZM244 3H245V8L248 6V8L250 9H248V11H250V12H252L253 10H257L258 8V10H260L261 8H260V6H261V4H263V3H257V2H254V0H244ZM257 3V4H256ZM8 4V3H7ZM235 4H237V3H235ZM240 4V3H239ZM239 4H237V6L239 5ZM2 5V4H1ZM224 5V7H222L221 8V6H223ZM241 5V4H240ZM260 5V6H259ZM5 6H6V8H7V6L8 5H6V3H5ZM23 6V5H22ZM87 6V7H86ZM234 6H236V5H234ZM234 6H231L232 7V9H234ZM237 6L235 7V10H237L238 11V9H236L237 8ZM243 6V7H244ZM10 7V6H9ZM19 7V6H18ZM25 7V6H24ZM82 7H84V6H82ZM82 7L80 8V9H82ZM239 7H241V6H239ZM84 8V9H85ZM228 8V9H227ZM12 9V8H11ZM10 9V10H11ZM19 9V8H18ZM88 9V8H87ZM86 9V10H87ZM240 9V8H239ZM19 10H21V7H20V9ZM18 10V11H19ZM186 10H187V12H186ZM235 10H232V11H235ZM8 12H9V9L7 10ZM17 11V10H16ZM79 11V10H78ZM82 11V10H81ZM85 11V10H84ZM88 11H90V10H87V13H88ZM12 12V11H11ZM15 12V11H14ZM27 12V13H26ZM221 12H223V14L221 13ZM227 12V11H226ZM5 13H6V11H5ZM2 14L3 16H1V19H2V17L4 18V15L5 16H7L6 14ZM221 13V14H220ZM77 14V13H76ZM76 14H75V16H76ZM80 14H82V13H80ZM11 15L12 16H14L15 15V13H11ZM16 15H18V14H16ZM15 15V16H16ZM19 15H21V14H19ZM84 15H86V14H84L83 13V17H84ZM222 15V16H221ZM11 16V17H12ZM14 16V17H15ZM80 16V15H79ZM82 16V15H81ZM7 17H9L10 18V15L9 16H7ZM7 17H5L6 19H7ZM86 17V16H85ZM222 17V18H221ZM81 19H82V17H80ZM0 19V21H2ZM13 18H11V22L13 21L12 20ZM17 19V18H16ZM15 19V21H17ZM84 19V18H83ZM224 19H227V21L229 22H227L226 23V20H224ZM5 20V19H4ZM25 20V21H26ZM80 20V19H79ZM79 20L77 21V23L79 22ZM88 20V19H87ZM90 20V19H89ZM4 22H6V21H4ZM14 22V21H13ZM16 23V22H15ZM23 23V22H22ZM26 23V22H25ZM81 23L83 24L84 22L83 21H81ZM80 23V24H81ZM98 23V22H97ZM2 25H3V23H1ZM7 24H9L8 22H7ZM11 24V23H10ZM17 24H19L20 25V23L18 22ZM87 24V23H86ZM89 24V23H88ZM12 25V24H11ZM27 25V24H26ZM25 25V26H26ZM77 25V24H76ZM90 25V26H91ZM234 25V24H233ZM5 26V25H4ZM15 26V25H14ZM17 26V25H16ZM24 26V27H25ZM78 26H80L81 27V25H78ZM82 26H84V25H82ZM86 26V25H85ZM89 25H87L86 27H85V31H86V28H88L89 29V27H90ZM111 26H112V24H111ZM234 26H236V25H234ZM9 26L7 25V28H8ZM18 28H20V27H18ZM21 28H23V27H21ZM91 28V27H90ZM233 28H234V30H233ZM25 29H27V28H25ZM57 30V32H58V35H57V37L56 36H54V37H56V38H54L53 40L52 39H49L50 37H52V34L54 33L53 32V30ZM81 29H83V28H81ZM80 29V30H81ZM114 29V28H113ZM112 29V30H113ZM0 30H1V28H0ZM24 30V29H23ZM80 30H77L78 32L80 31ZM90 30H92V29H90ZM238 31V32H236V31ZM5 31H8V30H5ZM13 31V30H12ZM21 31V30H20ZM25 31V30H24ZM89 31V30H88ZM87 31V32H88ZM93 31H94V29H93ZM93 31H92V33L91 34H94L95 33V31H94V33H93ZM111 31V32H110ZM10 32V31H9ZM17 32V31H16ZM15 32V33H16ZM53 32V33H52ZM56 32V31H55ZM81 32H83V31H81ZM87 32H86V34H87ZM118 32V33H119ZM3 33H4V30H3ZM2 33V34H3ZM14 33V34H15ZM19 33H22L23 34V32H18V34ZM25 33H26V31H25ZM84 33V32H83ZM83 33H80V34H83ZM115 33V32H114ZM116 33L117 35H120L121 33ZM258 33V34H259ZM12 34V33H11ZM10 34V35H11ZM89 34H90V32H89ZM89 34H87V36L86 37H88V35ZM96 34V33H95ZM94 34V35H95ZM7 35V34H6ZM8 35H9V33H8ZM20 36H24V35H21V34H19ZM112 35H115V34H112ZM112 35H110V36H112ZM121 35H124V34H121ZM120 35V36H121ZM243 35V36H242ZM4 36V35H3ZM13 38H14V36H13V34L11 35ZM16 36V35H15ZM20 36H17L18 38H19V42H20ZM93 36V35H92ZM98 36V35H97ZM96 36V37H97ZM153 36H156L157 38H153ZM12 37H10V39L12 40ZM85 37V38H86ZM94 37V36H93ZM117 37H119V36H117ZM123 37V36H122ZM8 39H9V37H7ZM16 38V37H15ZM92 37H91V35H90V40H92L91 39ZM105 38V37H104ZM259 38H262V37H259ZM3 39V38H2ZM24 39H23V42L25 43V41H24ZM93 39H95V41L97 40L98 41V39L97 38H93ZM109 39V38H108ZM120 39V38H119ZM124 39V40H125ZM154 39H156V41L154 40ZM253 39V40H252ZM10 40V41H11ZM15 40V39H14ZM17 40V39H16ZM22 40V39H21ZM88 40V39H87ZM100 40H103V41H105V40H107V37H106V39L104 40V39H102V35H101V37H100ZM111 40V39H110ZM112 40H114L113 39V37H112ZM115 40H116V37H115ZM117 40H118V38H117ZM122 40V39H121ZM129 40H130V42H129ZM256 40H257V38H256ZM5 41H6V39H5ZM84 41H85V39H84ZM83 41V42H84ZM120 41V40H119ZM22 42V41H21ZM55 42V43H54ZM89 42V41H88ZM92 42H93V40H92ZM100 42H102V41H100ZM109 42V41H108ZM110 42H113V41H110ZM115 42V41H114ZM117 42V41H116ZM3 43V42H2ZM16 43H18V42H16ZM45 43V45H43ZM85 43V42H84ZM96 42H94V43H92V45H94ZM98 44H100L99 43V41L97 42ZM103 43V42H102ZM107 43V42H106ZM119 43H121V42H119ZM136 43H138V45L136 46ZM10 44V43H9ZM9 44H8V47H10L9 46ZM12 44V43H11ZM23 43H21V45H22ZM29 44H31V43H29ZM88 44H90V42L88 43ZM107 44H109V43H107ZM107 44H106V48L108 47V48H110V45H108L107 46ZM112 44V43H111ZM6 45H7V43H6ZM27 45V44H26ZM31 45H33L34 46V44H31ZM97 45V44H96ZM115 45V44H114ZM125 45V44H124ZM130 45V46H129ZM2 46V45H1ZM4 46H5V44H4ZM16 46V45H15ZM14 46V48H16ZM18 46V45H17ZM37 46V44L35 45V47ZM89 46V45H88ZM117 46V45H116ZM26 47V46H25ZM29 47H32V46H29ZM45 47V48H44ZM99 47V46H98ZM104 47V48H105ZM112 47V46H111ZM2 48H4V47H2ZM19 48V47H18ZM24 48V47H23ZM38 48V49H39ZM88 48H90V47H88ZM97 48V47H96ZM100 48V47H99ZM98 48V49H99ZM113 48V47H112ZM133 48V49H132ZM4 49H6L5 51L6 52H8V49L7 48H4ZM10 49V48H9ZM29 50H31V48H28ZM32 49H33V47H32ZM49 49V48H48ZM83 49L84 50H86L87 52H84L83 51ZM91 49V48H90ZM101 49H103V48H101ZM128 49V48H127ZM187 49H189V50H191V55H189L188 56V54H189V50H188V52H187ZM18 50V49H17ZM20 50H22V47H21V49ZM28 50V51H29ZM34 50V49H33ZM39 50H41V49H39ZM45 50H47V49H45ZM94 50H95V48H94ZM100 50V49H99ZM104 50V49H103ZM106 50V49H105ZM113 50V49H112ZM147 50V49H146ZM2 51H4L3 49H2ZM10 51V50H9ZM14 51V50H13ZM35 51V50H34ZM49 50H47V52H48ZM97 51V50H96ZM114 51V50H113ZM139 51V52H140ZM17 52H19V51H17ZM22 52H23V50H22ZM25 52V51H24ZM39 52V51H38ZM103 52V51H102ZM102 52H100L101 54H102ZM107 52V51H106ZM110 52V51H109ZM152 52V51H151ZM151 52H149V54L150 55H152L151 54ZM1 53V52H0ZM3 53V52H2ZM0 54V80H2V79H5V78H7L8 79V76L12 73L11 71H13L12 70V68H9L8 67V64H7V59H6V56L4 55V53L3 54ZM10 53V52H9ZM13 53V52H12ZM21 53V52H20ZM20 53H19V56H20ZM50 53V52H49ZM110 53H112V52H110ZM128 53V52H127ZM141 53V52H140ZM140 53H137L138 55L140 54ZM160 53V52H159ZM167 53H169V52H167ZM171 53H169V54H171ZM188 53V54H187ZM6 54V53H5ZM14 54H15V52H14ZM25 54H30V53H25ZM24 54V55H25ZM41 54H44L43 52L41 53ZM51 54V55H52ZM98 54V53H97ZM128 54H130V53H128ZM142 54V53H141ZM144 54H147L146 53V51H145V53ZM10 54H8V56H9ZM46 55V54H45ZM99 55V54H98ZM133 55V54H132ZM138 55H137V57H138ZM148 56V57H151V56ZM194 55L195 56H198L199 55V57L201 58L200 60L201 61H198V59H199V57H198V59H196L195 57H194ZM12 56V55H11ZM17 56V55H16ZM21 56H23L22 55V53H21ZM48 56V55H47ZM50 56V55H49ZM96 56V55H95ZM104 55H99V56H97L98 58H96L95 60L97 61V63L99 64H102L101 66L102 67H106V65H104V63L106 64V61L107 62H111L112 60H114L113 59V56H114V53H113V56H112V54H106L105 53V57H103ZM130 56V55H129ZM136 56V55H135ZM135 56H132V57H135ZM145 56V55H144ZM144 56L142 57V58H144ZM171 56V55H170ZM174 55H173V58H172V61L175 59L174 57H175ZM24 57V56H23ZM105 59V60H103V58ZM131 57V56H130ZM146 58H147V56H145ZM200 63V65L198 64V62H196V63H193V61H194V58ZM9 58V57H8ZM11 58H14V57H10V61H11ZM15 58H17V57H15ZM21 58V57H20ZM29 58H31V56H29ZM164 58H166L167 60H168V58L167 57H164ZM53 59V58H52ZM53 59V60H54ZM152 59V58H151ZM150 59V60H151ZM170 60H171V57L169 58ZM131 60V59H130ZM132 60H137V59H132ZM138 60H140V62L142 61L141 59H138ZM145 60V58H144V71L142 70V72H138L139 70H140V68L138 67V69H136V70H138L137 71V73H135V75L136 74H142L143 72H145V76L147 77V74H149V73H151L153 70H155L154 72H155V74L157 75V73L156 72H158L159 74L158 75H164L162 72H161V74H160V72H159V70H162L163 68H164V66H162V67H160L161 65H163V64H158V65H160L159 67H160V69L159 70H157L158 69V65H156L155 67H157V68H154V64H153V61L155 60L156 61V59H154V60ZM195 60V61H196ZM12 61H13V59H12ZM19 61H21L22 62V60H20L19 59ZM95 61V62H96ZM115 61H117L116 59H115ZM149 61V62H148ZM154 61V63H156ZM194 61V62H195ZM32 62H33V60H32ZM35 62V61H34ZM38 62V61H37ZM175 62V61H174ZM13 63V62H12ZM12 63H9V64H12ZM17 63V62H16ZM52 63H54V62H52ZM97 63H95V64H97ZM117 63H119V66L121 67V65H122V63L120 62V61H118ZM116 63V64H117ZM133 63H135L134 65H136V64H138L136 61H134ZM176 63V62H175ZM56 64V63H55ZM95 64H94V66H95ZM97 64V65H98ZM108 64V63H107ZM157 64V63H156ZM194 64H198V65H194ZM111 65H112V63H111ZM140 65H143V64H141L140 63ZM10 66V65H9ZM37 66V65H36ZM92 66V65H91ZM177 66V67H178ZM193 66H198V68H196V67H194L193 68ZM35 66H33V69H35L34 68ZM99 67V66H98ZM118 67V66H117ZM59 68V67H58ZM79 67H77V69H78ZM91 68H93V67H91ZM101 68V67H100ZM108 68H109V66H108ZM119 68V67H118ZM154 68V69H153ZM179 68V69H180ZM196 68V69H195ZM81 69H82V67H81ZM179 70L180 72L182 71V70ZM193 69H195V70H193ZM32 70V69H31ZM83 70V69H82ZM85 70V69H84ZM83 70V71H84ZM87 70H92V69H86V71ZM117 70H119V69H117ZM120 70H122V69H120ZM175 70H176V68H175ZM195 71V73L193 74V75H190L191 74V72L193 73V71ZM62 71H60L59 70V72H62ZM77 71V70H76ZM89 71H87V72H89ZM126 72H122V73H118V71H117V73L118 74H124L125 73V76H126V74H128L129 75V73L127 72V70H125ZM77 72H80L81 73V71H77ZM76 72V73H77ZM153 72V73H154ZM180 72H179V75L181 76V74H180ZM46 73V72H45ZM86 73V72H85ZM85 73H82V75L83 74H85ZM33 74V73H32ZM63 73H62V75H64ZM79 74V73H78ZM195 74L197 75V76H195ZM46 75V74H45ZM48 75V74H47ZM134 75V74H133ZM144 75V73L142 74V76ZM11 76H12V74H11ZM15 76V75H14ZM77 76H79L80 77V75H77ZM124 76V75H123ZM130 76H131V74H130ZM138 78H136L135 76H133L134 78H136V79H138V81H136V79H135V83L136 84H139L140 83V81L142 80V78L140 79V81H139V78L141 77V76H138V75H136ZM170 76V75H169ZM168 76V77H169ZM184 76V77H185ZM13 77V76H12ZM12 77H10L8 80H12L11 78ZM63 77V76H62ZM79 77H78V81H79ZM132 77V76H131ZM132 77V78H133ZM156 77H159V76H156ZM165 77H166V75H165ZM165 77L163 78V77H161V79H159L158 81H160V80H162V79H164L165 81H167V82H164L165 84L167 83L168 84V82H170V80L168 81V80H166L165 79ZM188 77V76H187ZM186 77V78H187ZM33 78H34V76H33ZM77 78V77H76ZM63 79V78H62ZM71 79H74V78H71ZM76 80V79H75ZM75 80H72V81H75ZM131 80H133V79H131ZM178 80H180V79H178ZM134 81V80H133ZM187 81V80H186ZM9 82V81H8ZM77 82V81H76ZM138 82V83H137ZM162 82V81H161ZM194 82V81H193ZM192 82V83H193ZM20 83V82H19ZM41 83V82H40ZM75 83V82H74ZM78 83V85H79V82H77ZM133 83V82H132ZM10 84V83H9ZM17 84V83H16ZM33 83H31V85H32ZM39 84V83H38ZM81 84V83H80ZM88 84V83H87ZM164 84V85H165ZM167 84L165 85L166 86V88H168L167 87ZM173 84H171V85H173ZM20 85L22 86V84L20 83ZM84 85H86V82H85V84ZM133 85H135V84H132V88L131 89H133ZM21 86L20 87H18V86H16V87H14L13 88V85H12V87L10 88L9 87V85H8V87L10 88H8L9 90H7V91H5V96H8V100L10 101V107L13 109V110H16L17 108H19V109H21L22 110V108L23 107H27L26 109H29L30 107H33V106H37V104L36 105H32L31 106V104H32V101L30 102L29 100H34L35 98H36V96H34V98H33V93L35 92H33V93H31L32 94V98L30 99V96H29V94H28V88H27V86H26V88H27V90L26 89H23L24 87L22 86V88H21ZM82 87H83V82H82V85H81ZM80 86V87H81ZM164 86V87H165ZM169 86V85H168ZM18 87V88H17ZM42 87V86H41ZM44 87V86H43ZM81 87V88H82ZM87 87V86H86ZM135 87H136V90H137V87L138 86H136L135 85ZM175 87V86H174ZM194 87V88H193ZM5 88H7V87H5ZM35 88V87H34ZM46 88V87H45ZM44 88V89H45ZM81 88H79V91L80 90H82ZM88 88V87H87ZM139 88H140V86H139ZM30 89V88H29ZM50 89V88H49ZM86 88H83V90H85ZM129 89V88H128ZM174 89H176V88H174ZM194 89V91H192ZM177 90V89H176ZM213 90H215L216 92H214ZM130 91V90H129ZM191 91H192V94H191ZM29 92H30V90H29ZM55 92L56 91H53V93L55 94ZM64 92V91H63ZM127 92L128 91H125V93L127 94ZM139 90H137L136 91V93H135V91L133 90L132 92L130 91L129 93H131V94H135V95H137V96H133V98H139V96L141 95H139ZM216 93L215 95H214V93ZM3 93H4V91H3ZM124 92H123V94H125ZM138 93V94H137ZM180 93H182V92H180ZM65 94H67V91L65 90ZM83 94V93H82ZM86 94V93H85ZM130 94V95H131ZM184 94V95H185ZM118 95H120V96H124V95H121V94H117V96ZM129 94H128V99H129V96H130ZM139 95V96H138ZM183 95V94H182ZM117 96L115 95L114 96V98H117ZM188 96V95H187ZM195 96H196V98H195ZM126 98V96H124V99ZM140 98H141V96H140ZM142 98H143V96H142ZM141 98V99H142ZM184 98H186V96H184ZM120 99V98H119ZM131 99V98H130ZM126 101H124V107L123 106H121V104H123V101L122 100H120V101H118L117 99H116V101H117V105H118V103L120 104V105H118V106H121L122 108H118V106L116 107L117 109H118V111H119V109H122L121 111H122V114L121 115H119L121 118H123L124 117V115L123 114H125V116L127 117V114H126V112L128 113L129 112V114H131L130 113V111H127L126 109H129L130 108V110H131V108L132 107H129V103H130V100H128L127 101V99H125ZM188 100V99H187ZM186 100V101H187ZM36 101V100H35ZM35 101H33L34 103L33 104H35ZM168 102V101H167ZM188 102H185V103H187L188 104ZM24 103V105H22L21 106V104H23ZM31 103V104H30ZM131 103H132V101H131ZM170 103H171V105H170ZM170 103H168L169 104V106H171L172 107V105H173V102H170ZM188 104V105H189ZM257 104V105H256ZM259 104V105H258ZM131 105V104H130ZM133 105V104H132ZM131 105V106H132ZM175 105V104H174ZM173 105V106H174ZM184 105H186V104H184ZM191 105H190V107H191ZM8 106V105H7ZM7 106H3V103L1 104V101H0V115H1V113L3 114V113H6V112H8V111H10L9 109H10V107H9V109L7 108ZM39 106V105H38ZM70 105H68V107H69ZM102 106V105H101ZM100 106V107H101ZM65 107V106H64ZM67 107V106H66ZM71 107V106H70ZM103 108H104V106H102ZM114 107V106H113ZM128 107V108H127ZM170 107V108H171ZM176 107V106H175ZM169 108V109H170ZM252 108H254V107H252ZM256 108V107H255ZM254 108V109H255ZM261 108V107H260ZM259 108V109H260ZM31 109V108H30ZM65 109H68V108H65ZM70 109V108H69ZM102 109V108H101ZM173 109H175V108H173ZM258 109V110H259ZM262 109H263V112H264V107H262ZM261 109V110H262ZM116 110V109H115ZM133 110V109H132ZM219 110L221 111V112H219ZM261 110H259V111H261ZM18 111H20V110H18ZM27 111V110H26ZM25 110H23V111H20L21 112V115L23 114L24 116H25V112H26ZM29 111V110H28ZM63 111V110H62ZM104 111V110H103ZM114 111V110H113ZM117 111V110H116ZM120 111V112H121ZM157 111V110H156ZM206 111H204V112H206ZM227 111V112H226ZM230 111V112H229ZM16 112V111H15ZM20 112H19V114H20ZM132 112V111H131ZM263 112H262V115H264L263 114ZM104 113H105V111H104ZM156 113V112H155ZM203 113V112H202ZM217 113V112H216ZM251 113H252V115L253 116H251V117H254L255 119H254V121L256 120V122H254L253 121V119H251V117H249L250 115H251ZM261 113V112H260ZM110 114H112L111 112H110ZM109 114V115H110ZM113 114H114V112H113ZM119 114V113H118ZM128 114V115H129ZM205 114V113H204ZM203 114V115H204ZM208 114H206L205 115V118L204 119H206V116L208 115ZM108 115V116H109ZM115 115H116V113H115ZM114 115V117L113 116H110L109 118L111 119L112 117L113 118H115L116 116ZM132 115V114H131ZM153 115H155V114H153ZM209 115V119H211L210 116ZM217 115V114H216ZM222 116L224 115V114H221ZM226 115V114H225ZM247 115H249L248 116V118H249V120H251V121H253L252 123H255V124H253V126L255 125L256 127H254V132H256V133H254L253 135L254 136H252L251 134L252 133H250V134H248L249 132L247 131L246 132V129H244V132L241 134V130H242V128H247V127H249L250 125H251V121L249 122L248 120H246L247 119ZM119 116H117V117H119ZM123 116V117H122ZM133 116V115H132ZM220 116V115H219ZM72 116L70 115V118H71ZM116 117V118H117ZM147 117H150V116H147L146 115V118ZM208 117V116H207ZM213 117H215V116H213ZM212 117V119H214ZM218 117V116H217ZM217 117H215V118H217ZM115 118V119H116ZM154 118V117H153ZM224 118V117H223ZM222 118V119H223ZM125 118H123V119H120V120H124ZM130 119H131V117L129 116V117H127L125 120H124V122L125 121H127L128 122V125H130V131L129 132H127V134H126V137H122V138H120L121 139V141L119 142V143H121V146H122V149H125V151L128 153V151H129V155L130 156H132V158H133V161L135 162H138V165H139V167L138 168H141V167H143L144 169H145V172L144 171H140V172H144L143 174H142V176H143V178H144V180L145 179H147V178H149V180L153 183V185L154 186H156L157 188H158V191L159 192H162L163 193V198L159 195V194H157V191H156V193H154V194H151L152 193V191H151V193H150V191H147V190H144V191H142L143 190V188L144 189H146L145 187H147V183L148 182H144V184H145V186H142V184H140V187L142 186V194H141V192H140V190H139V192H140V194L142 195V199L143 200H145V201H151L152 199H154V196L157 194V195H159V197H161V199H162V201L164 202V204L166 203V201H168V203L170 202L171 203V201L170 200H172V199H175V196L176 197H179V196H177V194H174L175 192H177V190L175 191L174 189H177V188H175V187H178V186H176L175 185V183H176V181H174L173 180V178L171 179V174H170V176H168L167 175V177L169 178V180L171 179V180H173V181H171V182H173L174 184L172 185V183L171 182H169V181H167V179H165V178H163V174L165 173V172H162L163 171V166H165V165H163V164H166V163H164L162 160H159V159H162V158H159L158 156H157V152H160L159 150L160 149H157V147L158 146H155V144H159V143H161V142H158V143H155V138H154V136H156L155 134H154V136H153V133H154V131L155 130H153V128H152V130L150 129V127L149 128H147V125L146 126H141V124H140V126L137 124L136 125V122H134L133 123V121L131 122L130 121ZM134 119V118H133ZM148 119H150V118H148ZM182 120H183V118H181ZM203 119V120H204ZM211 119V120H212ZM218 119V118H217ZM216 119V120H217ZM219 119H221V117H219ZM225 119V118H224ZM262 119H264V117L262 118ZM107 120H108V118H107ZM119 120V119H118ZM117 120V121H118ZM182 120L180 121L181 122V126H182V128L181 129H183L184 127V125L186 124H188V123H183L182 122ZM190 120H191V118H190ZM189 120V121H190ZM203 120H201V122L203 121ZM215 120V119H214ZM227 120V119H226ZM109 121V120H108ZM112 121V120H111ZM142 121H144L145 123H146V121H145V119L144 120H142ZM151 121V120H150ZM150 121H148V122H150ZM154 121V120H153ZM176 120H174V122H175ZM193 123L194 122H196V121H194V120H191ZM200 121V120H199ZM205 121H209V120H205ZM204 121V122H205ZM220 121V120H219ZM223 121V124L222 125H225L226 123H225V121L224 120H222ZM114 122L116 123V121L114 120ZM120 122V121H119ZM118 122V123H119ZM186 122V121H185ZM188 122V121H187ZM191 122V123H192ZM206 122V123H207ZM210 122V121H209ZM221 122V121H220ZM230 122V121H229ZM250 123V124H248V123ZM118 123H117V126H118ZM137 123H139V122H137ZM183 123V124H182ZM211 123V122H210ZM217 123V122H216ZM228 123V122H227ZM112 124V123H111ZM120 125H121V123H119ZM125 126H126V124L125 123H123ZM144 124V123H143ZM148 124V123H147ZM154 124V123H153ZM179 124V123H178ZM195 124H197V122L195 123ZM202 124H204L203 122H202ZM201 123H200V125H201V127H200V129H203L204 130V128H202V125ZM219 124V123H218ZM217 124V125H218ZM229 124H228V127H229ZM150 126H152L151 125V123L149 124ZM193 125V127L194 128H196V126L194 125V124H192ZM191 125V126H192ZM199 125V123H198V127L200 126ZM227 125V124H226ZM225 125V126H226ZM249 125V126H248ZM263 125V127H264V123L262 124ZM111 126V125H110ZM109 126V127H110ZM113 126H115V124L113 125ZM116 126V127H117ZM123 126V125H122ZM155 126V125H154ZM177 126V125H176ZM221 126V125H220ZM219 126V127H220ZM225 126H223L224 128H225ZM253 126L251 127L250 126V128H253ZM120 127V126H119ZM156 127V126H155ZM186 127H188V125L186 126ZM197 127V128H198ZM242 127V128H241ZM123 128V127H122ZM124 128H126V127H124ZM194 128H192V131H193V129ZM206 128V127H205ZM213 128V127H212ZM221 128V127H220ZM223 128V129H224ZM240 128H241V130H240ZM114 129L116 130V128L114 127ZM114 129H112L114 132L112 133V134H114V133H116L117 132V130L115 131ZM119 129V128H118ZM128 129V128H127ZM127 129H124V131L125 130H127ZM155 129V128H154ZM164 129H170L169 127L168 128H164ZM172 129V128H171ZM199 129V130H200ZM208 129V128H207ZM159 130V129H158ZM158 130H156V132L155 133H157L158 134V132H160V130L158 131ZM197 130V129H196ZM195 129H194V131H196ZM202 130V131H203ZM211 130V129H210ZM221 130V129H220ZM240 130V131H239ZM247 130H250L249 128H247ZM109 131H111V130H109ZM120 131H122L121 129L119 130V132ZM128 131V130H127ZM158 131V132H157ZM165 131V130H164ZM163 131V132H164ZM173 131L174 130H172L171 132L173 133ZM182 131H185V129L184 130H182ZM201 130H200V132H202ZM208 131V130H207ZM224 131V130H223ZM229 130L227 131V129H225V131H224V133H223V135L225 134V132H229V134L228 133H226L227 134V138L229 137V139L232 137L231 135H230V132ZM252 131V130H251ZM263 131H264V128H263ZM263 131H262V133H263ZM149 132V133H148ZM169 132H170V130H169ZM168 132V134H167V132H165L166 133V135H169V136H171L172 138V140H174L173 138L174 137H178V136H181L182 137V135H183V133H185V132H187V131H185V132H183V133H181L180 131V135L178 134H176L175 132L173 133V134H175V135H177V136H175V135H171L170 133ZM199 131H196V135L199 133V135L200 134H202V133H200ZM111 133V132H110ZM123 133H125V132H123ZM192 133H194V132H192ZM204 133H205V131H204ZM206 133H208V132H206ZM233 133V132H232ZM231 133V134H232ZM237 133H234V135H238ZM111 134V135H112ZM182 134V135H181ZM246 134H248L247 136H249V135H251V137L249 136V138H247L245 135ZM119 135V134H118ZM117 135V136H118ZM124 135V134H123ZM159 135V134H158ZM163 135H164V133H163ZM163 135H160L159 136V138L161 137V136H163ZM229 135V136H228ZM233 135V134H232ZM239 135V136H240ZM264 135V134H263ZM262 135V136H263ZM1 136V135H0ZM113 136V135H112ZM111 136V137H112ZM115 136H116V134H115ZM184 136V135H183ZM225 137H226V135H224ZM223 136V137H224ZM236 136H234L235 138H236ZM114 137V136H113ZM119 137V136H118ZM157 137V136H156ZM166 137H168V136H166ZM181 137H180V139H181ZM258 136H256V138H257ZM261 137V135L258 137V138H260ZM1 138H3L4 139V137L2 136ZM116 138V137H115ZM164 138V136L163 137H161V139H163ZM179 138V137H178ZM177 138V139H178ZM196 138V137H195ZM194 138V139H195ZM199 137H197V139H198ZM201 139L203 138V139H205V137H200ZM208 138H210V137H208ZM207 138V139H208ZM213 138V137H212ZM227 138L225 139V138H222V139H219V140H217L218 141V143H219V141H221V144H223V142L225 141V140H227ZM235 138H234V140H235ZM237 138H240V139H236L237 140V142L235 141V145H234V143H233V138H231V140H233V141H231L230 140V144L232 145V146H234L233 148H235V147H237V146H239L238 144H239V140H241V137H237ZM117 139V138H116ZM120 139H118V140H120ZM170 138H169V140H171ZM176 139V138H175ZM183 139V138H182ZM190 139V138H189ZM203 139L202 140H198L199 141V143H202L201 141H203ZM225 139V140H224ZM228 139V140H229ZM245 139V140H246ZM262 139V138H261ZM114 140V139H113ZM158 141H163L162 143H164L165 141V139L164 140H159V139H157ZM157 140H156V142H157ZM172 140L170 141V145H172ZM210 139H208V141H209ZM224 140V141H223ZM228 140H227V142H228ZM248 140H247V142H248ZM184 141V140H183ZM185 141H186V139H185ZM194 141H197L196 139L194 140ZM205 141H206V139H205ZM205 141H203V144L205 143ZM253 142H254V139L252 140ZM251 141V142H252ZM255 141H257V140H255ZM259 141H260V139H259ZM259 141H257V142H259ZM262 141H264L263 139H262ZM116 142H118L117 140H116ZM191 142V141H190ZM207 142V141H206ZM212 142V141H211ZM226 142V141H225ZM241 142V141H240ZM243 142H244V139H243ZM261 142V141H260ZM114 143H115V140H114ZM161 143V144H162ZM176 143V142H175ZM177 143H180V140L179 141H177ZM195 143H197L198 144V146H199V149H201V147H200V145H199V143L198 142H195ZM209 143V142H208ZM207 143V144H208ZM238 143V144H237ZM262 143V142H261ZM264 143V142H263ZM262 143V144H263ZM166 144H169L168 143V141H167V143ZM202 144V145H203ZM220 144V146H222ZM228 144V146H226V147H228L230 150H226L227 148H225V146H224V144H223V146H222V148L224 147L225 148V150L226 151H230V152H232V154L230 153L229 154V156L230 157H228V158H230L231 159V155H233L234 157H235V154L233 153V149H232V146H230L229 145V142L227 143ZM250 143H247L246 145L248 146ZM252 144V143H251ZM118 145H120V144H117V146ZM191 145V144H190ZM237 145V146H236ZM243 145H245V144H242L241 146H243ZM162 146H164V144L162 145ZM161 146V147H162ZM167 145H165V147H166ZM177 147L178 148V144L177 145H175L174 144V147ZM194 146H196L195 144H194ZM197 146V147H198ZM204 146H205V149H204ZM202 148L203 149H201V150H204V151H206V149H208L207 147H206V145H204ZM250 146V145H249ZM119 147V146H118ZM117 147V148H118ZM168 147V146H167ZM196 147V148H197ZM231 147V148H230ZM251 147V146H250ZM158 148H160V147H158ZM171 148H173V145H172V147ZM180 148V147H179ZM238 148V147H237ZM239 148H240V146H239ZM239 148L237 149V151L239 150ZM244 147H242V149H243ZM260 148H262V147H260ZM119 149V148H118ZM164 149H166V148H164ZM231 149L233 150V151H231ZM248 148L246 147V150H247ZM259 149V148H258ZM264 149V148H263ZM128 150V151H127ZM158 150V151H157ZM167 150H168V148H167ZM175 150V149H174ZM200 150V151H201ZM225 150H223V151H225ZM240 150H241V148H240ZM240 150H239V153H240ZM246 150H244V151H246ZM249 150V149H248ZM251 150V149H250ZM121 151V150H120ZM171 150L169 149V151H167L166 153L167 154H170L169 152H170ZM173 151V150H172ZM192 151V150H191ZM208 151V150H207ZM236 151V150H235ZM236 151V152H237ZM243 150L241 151L242 153L244 152ZM122 152V151H121ZM175 152H176V150H175ZM178 152H180V151H178ZM178 152H176L177 154H178ZM202 152V151H201ZM209 153H208V156L211 154L210 153V149H209V151H208ZM235 152V153H236ZM249 151H247V153H248ZM263 153H264V150L262 151ZM173 153V152H172ZM175 153V154H176ZM182 154V153H181ZM189 154H191V152H189ZM192 154H193V152H192ZM205 154V153H204ZM206 154H207V152H206ZM183 155V154H182ZM188 155V154H187ZM203 155V154H202ZM238 155V154H237ZM244 155H247V154H245V153H243V155L242 156H244ZM251 154L249 153V156H250ZM264 155V154H263ZM160 156H162V155H160ZM171 156V155H170ZM181 156V155H180ZM190 156V158L192 159V157H191V155H189ZM174 157H177V156H175L174 155ZM210 157V156H209ZM211 157H214V156H211ZM216 157V156H215ZM259 157V156H258ZM132 158H130V159H132ZM188 159V160H190L191 161V159ZM205 158V157H204ZM237 158V157H236ZM244 158H247V157H244ZM248 158H250V157H248ZM173 159V158H172ZM214 159H216L217 161H218V158H214ZM235 159V158H234ZM233 158L231 159V161H233L234 160ZM237 159H240V157H238ZM164 160V159H163ZM242 160V159H241ZM247 160V159H246ZM250 160V159H249ZM165 161V160H164ZM217 161L215 162V160H214V162L215 163H217ZM160 162V164H158ZM162 162V163H161ZM185 162V161H184ZM193 161H191V163H192ZM212 162V161H211ZM213 162V163H214ZM235 161H233L232 162V164L234 163ZM247 162V161H246ZM251 162V161H250ZM242 163H245V161L244 162H242ZM248 163H249V161H248ZM127 164V163H126ZM185 164V163H184ZM190 164V163H189ZM189 164H187L188 166V168L190 167V165ZM232 164H230V165H232ZM236 162H235V166H236ZM247 164V163H246ZM251 164V163H250ZM47 164H45L44 162H43V159H42V157H40V155L38 154V151L35 149V146H34V144L31 142V141H29L28 139H27V137H26V134L25 133H23V132H21V131H17V134L15 135V137L11 140V141H8L6 144H1L0 143V209L2 208V210L4 209V212H5V215L9 218V220H11V221H14V222H16L17 223V226H18V224H20V219L22 218L23 220H25V219H27L28 218V220H30L29 218L32 216V219L34 218V220H35V225H36V227L38 228V230L39 231H41L42 233H43V236H41V238H40V240H39V242H42L43 244H41V245H43V247L41 248V249H39V248H37V247H35V245L36 244H32V246H33V250H34V252H35V254H36V256H35V260H33V259H31V260H33V261H31V260H28V261H25V262H23V263H21V262H18L19 264H88V262L91 264V262H95V260H93V259H95L96 257L98 258V259H100L101 258V256L99 255V254H97L98 256H96L95 255V258H92V256H93V252H95L96 250H97V248H94V249H92V247H91V242H93L91 239V236H88V232L90 231L91 232V230H89V228H91V227H93L94 225H97V223H99V222H97V217H98V215H97V213L95 212V211H93V213L92 214H90L92 211H86V209H84L85 207H84V205H83V207L80 205V203L79 204H75V202H73L71 199L73 198V197H71V198H68V200L67 199H65V198H67L68 196H66V193H65V191L66 190H64L65 189V185L62 183L63 181L62 180H60L59 182H57V183H55V182H53L54 180L53 179H51V177H50V173H49V171H48V169H47V166H46ZM128 165H129V163H128ZM163 165V166H162ZM193 165V164H192ZM191 165V168L194 166H192ZM198 165V164H197ZM208 165H210V164H208ZM207 165V166H208ZM213 165V164H212ZM211 165V166H212ZM217 166H218V164H216ZM216 165H215V167H214V165L212 166V169L213 168H217L216 167ZM225 165V164H224ZM238 165V167L241 169H243L244 167L241 165V161H240V165L242 166H239V163L237 164ZM133 166V165H132ZM167 166V165H166ZM207 166H203V167H198V166H196V167H198V168H200L201 170H203V171H201L200 172V169L198 170L197 168H192V170L189 168V170H190V176H189V178H191V171H192V173L194 174V176H195V178H196V181L194 180L193 181V183L195 182V184L194 185H196V186H194V185H192V187L193 188H195V190H197L196 192H198L199 191V195H198V193H196L197 194V196H196V194H194V192H193V195L196 197V200L197 201H199V202H202V203H199V202H196V200H194L193 198H195L194 196H193V200L195 201V203H199L198 205H201V204H205V203H210V205H211V207L209 206V209H213V208H215V207H217L216 205H214L215 207H213V205L212 204H215V203H213L212 201L214 200L215 201V198H217L218 197V193L219 192H221V191H217L216 192V190L217 189H214V186H215V184H216V182L214 181L216 178L218 179V175L219 174H221V173H217L218 171H220L221 172V170H216V169H213L214 171H216V172H214L216 175L215 176H213V181L215 182V184H213V181H211V183L210 184H213V189L214 190H212V191H214V192H216V193H214V195H216L217 194V196L216 197H214V195H212V196H210L211 194V192H209V194L210 195H208V191H209V189L211 188V187H203V186H205V185H202V184H204V174H205V172H204V170H206V168H209V172H210V166L209 167H207ZM245 166H249L248 164L247 165H245ZM131 166H129V168H130ZM232 167H233V165H232ZM237 167V168H238ZM128 168V167H127ZM167 168V167H166ZM219 168V167H218ZM234 168H236V167H234ZM247 168V170L249 169L248 167H246ZM143 169V170H144ZM211 169V170H212ZM220 169H221V167H220ZM231 169H233V168H231ZM130 170V169H129ZM138 170H140V169H138ZM166 170V169H165ZM164 170V171H165ZM187 170V172L189 171L188 169H186ZM225 170H228V168L227 169H225ZM239 170V169H238ZM244 170V169H243ZM130 171H132V170H130ZM167 171H169V170H167ZM167 171H166V173H165V176H166V174H167ZM207 171V170H206ZM229 171H231V170H229ZM235 172L237 171L236 169L234 170ZM245 171H246V169H245ZM244 171V172H245ZM135 172V171H134ZM133 171H132V174L134 173ZM138 172V171H137ZM140 172H138L139 174H141ZM161 172L163 173V174H161ZM203 172H204V174H203ZM212 172V171H211ZM232 172V171H231ZM238 172H240V171H238ZM241 172H243L242 170H241ZM243 172V173H244ZM170 173V172H169ZM189 173V172H188ZM206 173H208V172H206ZM222 173H223V171H222ZM237 173V172H236ZM137 174V173H136ZM135 174V175H136ZM138 174V176H140ZM225 172H224V178L223 177H221L222 178V181H223V179H225ZM234 174V173H233ZM212 175H214L213 173H211L210 175H209V173L207 174V176L208 177H212ZM221 175H223V174H221ZM228 174H226V176H227ZM232 175V174H231ZM230 175V173H229V176H231ZM244 174H242V176H243ZM138 176H135V178H138L139 180L141 179V176H140V178L138 177ZM206 176V177H207ZM228 176V177H229ZM246 176V175H245ZM134 177V176H133ZM208 177L206 178V179H208ZM210 177V178H211ZM220 177V176H219ZM248 177V176H247ZM188 178V177H187ZM195 178H192V180L193 179H195ZM209 178V179H210ZM220 178V179H221ZM230 178V177H229ZM205 179V180H206ZM208 179V183H209V181L211 180H209ZM236 179V178H235ZM135 180V179H134ZM143 180V181H144ZM229 180V179H228ZM230 180H233V179H230ZM239 180V179H238ZM241 180V179H240ZM240 180H239V182H240ZM245 180V179H244ZM62 181V182H61ZM143 181H141V182H143ZM148 181V180H147ZM202 181H203V183H202ZM222 181H219V179H218V182L217 183H219L220 182V184H221V182ZM225 181V180H224ZM223 181V182H224ZM234 181V180H233ZM237 180H235V182H236ZM139 182V181H138ZM137 181L135 182V183H138ZM189 182H191L190 180H189ZM226 182V181H225ZM238 182V181H237ZM243 182V181H242ZM65 183V182H64ZM171 183V184H170ZM192 183V182H191ZM205 183H207V180L205 181ZM56 184V185H55ZM219 184V185H220ZM223 184V183H222ZM230 184H232V186H233V183H229V186H231ZM235 184V183H234ZM239 184H241V183H239ZM246 184V183H245ZM245 184H242L244 187H247ZM136 185H138V184H136ZM191 185V184H190ZM208 186H209V184H207ZM217 185V184H216ZM219 185H217V188H219L218 186ZM228 185V183L227 184H225L224 186L226 187ZM237 185V184H236ZM241 185V187H240V185L238 186L239 187V189L238 190H240L243 186ZM172 186H174V188L172 187ZM182 186V185H181ZM185 186V185H184ZM183 186V187H184ZM223 186V185H222ZM229 186H228V188H229ZM138 187H139V185H138ZM190 187V186H189ZM191 187V188H192ZM197 187V188H196ZM220 187H221V185H220ZM237 187V188H238ZM249 187V186H248ZM263 187V186H262ZM262 187H260L259 189H261ZM211 188V189H212ZM222 188V187H221ZM220 188V189H221ZM234 189V187H230V189ZM237 188H236V191H237ZM251 188H253V187H251ZM250 187H249V189L252 191L253 189H251ZM69 189V188H68ZM152 189V188H151ZM155 189V188H154ZM208 190L207 192H205V190ZM211 189H210V191H211ZM226 189H227V187H226ZM244 189L245 188H243V191H244ZM256 189V188H255ZM263 189V188H262ZM156 190V189H155ZM184 190V189H183ZM190 189H188V191H189ZM194 189H193V191H195ZM219 190V189H218ZM222 190V189H221ZM224 190V189H223ZM246 190V189H245ZM247 190H248V188H247ZM257 190H258V186H257ZM256 190V191H257ZM264 190V189H263ZM68 191V190H67ZM186 191H187V189H186ZM192 191V190H191ZM188 192L189 194L190 193H192V192ZM225 191V190H224ZM230 190H228V192H229ZM232 191V190H231ZM255 191V190H254ZM254 191H253V193H254ZM259 191V190H258ZM257 191V192H258ZM245 192V191H244ZM256 192V193H257ZM70 193V192H69ZM187 193V195H189ZM223 193V192H222ZM235 193H238V192H235ZM213 194V193H212ZM230 194V193H229ZM233 194V193H232ZM240 194H241V192H240ZM242 194H243V192H242ZM248 194V193H247ZM246 194V195H247ZM252 194V192L250 193V195ZM156 195V196H157ZM175 195V196H174ZM179 195V194H178ZM185 195H186V193H185ZM192 195V194H191ZM219 195H220V193H219ZM224 195V194H223ZM236 195H238V194H235V198H236ZM253 195L254 194H252L251 196L253 197ZM256 195V194H255ZM254 195V196H255ZM140 196V195H139ZM155 196V197H156ZM221 196V195H220ZM219 196V197H220ZM233 196V195H232ZM243 196V195H242ZM249 196V195H248ZM247 196V197H248ZM141 197V196H140ZM190 196H188V197H186L187 199L189 198ZM223 197V196H222ZM237 197H241V196H237ZM264 197V196H263ZM180 198V197H179ZM249 198H251V197H249ZM249 198H247L246 199V202L248 201V199ZM157 199V201H158V197L156 198ZM160 199V198H159ZM191 199V200H192ZM221 198H219L218 199V202H219V200H220ZM239 199H241V198H239ZM245 199V198H244ZM254 199H255V197H254ZM261 197H260V199H259V195L257 196V199H256V201L258 202L259 200V203L261 202V204H264L263 203V201H264V199H263V201H261ZM175 200H177V198L175 199ZM174 200V201H175ZM141 201V203H142V200H140ZM157 201H155V202H157ZM160 201V200H159ZM173 201V200H172ZM187 201H190V199L189 200H187ZM144 202V201H143ZM153 201H151V203H152ZM177 202H179V201H177ZM177 202H173L175 205H176V203ZM193 202V201H192ZM217 202V203H218ZM222 202V201H221ZM254 202V201H253ZM77 203V202H76ZM141 203H139V204H141ZM146 203V202H145ZM154 203V202H153ZM159 203V202H158ZM158 203H157V205H156V207H155V209H153V211H155L156 210V212H160L159 210H158ZM162 202H160L159 204H161ZM167 203V204H168ZM191 203V202H190ZM194 203V204H195ZM212 203V204H211ZM249 203H250V201H249ZM258 203V204H259ZM163 203L161 204V206L162 205H164ZM166 204V205H167ZM244 205L246 204V203H243ZM248 204V203H247ZM246 204V206H249V205H252L253 203H252V199H251V203L249 204V205H247ZM256 204V203H255ZM255 204H253V205H255ZM151 205H153V204H151ZM169 205V204H168ZM168 205L166 206V208H168ZM206 205V204H205ZM253 205L251 206V208H250V206H249V209H248V207L246 208V206H245V211H250L251 212V209L253 210L254 208H252L253 207ZM257 205V204H256ZM139 206H141V205H139ZM207 206V205H206ZM220 206V205H219ZM257 206H261L260 204L259 205H257ZM257 206H255L256 208H257ZM263 206V205H262ZM261 206V208H263L262 210H264V207H262ZM142 207V206H141ZM160 208H162V207H160ZM202 208V207H201ZM150 209H152V208H150ZM165 209V208H164ZM217 209H219V208H217ZM222 210V209H221ZM259 210H261V209H259ZM161 211H164L163 209H161ZM167 211V210H166ZM166 211H164L165 213H166ZM3 212V211H2ZM164 212H160V214L161 213H164ZM219 212H220V209H219ZM222 212H225V210L224 211H222ZM96 213V214H95ZM153 213H155V212H153ZM249 213V212H248ZM247 213V214H248ZM168 214H170V213H166V215H168ZM224 214V213H223ZM162 215V214H161ZM34 216V217H33ZM160 216V215H159ZM159 216H155V218L157 217V218H159ZM164 216V215H163ZM162 216V217H163ZM0 217H2V216H0ZM162 217H160V219H162ZM159 220V219H158ZM162 220H164V219H162ZM167 220H165V222H166ZM164 222V221H163ZM0 223H2V220L0 219ZM157 223H159V221L157 222ZM162 222H160V224H161ZM167 223H169V222H167ZM239 224H241V223H239ZM164 227H165V225H166V223L165 224H162ZM168 225V224H167ZM166 225V226H167ZM99 225H97V227H98ZM67 228H69L70 230H73V232L75 233V236L77 237H75L76 239H80L81 240V244L78 242V243H76V247L73 245V247H75V248H73V249H75L74 251H75V253H76V255H75V253H74V251H72L73 253V256H70V254H71V252H70V254H67L68 252H69V248H71V247H67V246H69L68 244H69V242H68V244H67V242H66V249L68 250L66 253H64V255H61L60 253H59V251H58V249L60 248V244H59V242L61 241V243H63V239L65 238V229H67ZM94 228V227H93ZM100 228V227H99ZM197 228V227H196ZM0 229L2 230V227L0 226ZM96 229V228H95ZM68 230V229H67ZM89 230V231H88ZM45 231L47 232V231H49V237L47 236H45ZM102 231V230H101ZM184 231V230H183ZM94 232V231H93ZM185 232V231H184ZM190 232H192V231H190ZM196 233V231L194 230L193 231V233ZM203 232H204V230H203ZM203 232L202 233H200V231H198V234H202L203 235ZM216 232H217V229H216ZM216 232H215V236H219L218 235V233H220V232H218L217 234H216ZM99 233V232H98ZM179 233H181V232H179ZM183 233V232H182ZM182 233L180 234V235H182ZM207 234V232H204V234ZM212 233H213V231H212ZM211 233V234H212ZM48 234V233H47ZM184 234V233H183ZM192 234V233H191ZM197 234V233H196ZM209 234L210 233H208V237H209ZM221 234H223V233H221ZM232 234V233H231ZM41 235V234H40ZM180 235H178V236H180ZM185 235V234H184ZM184 235H182L183 237H184ZM201 235V236H202ZM214 235V234H213ZM212 235V237H214L215 239L217 238V237H215V236H213ZM224 235V234H223ZM232 235H234V234H232ZM87 236L89 237V238H91V239H89V238H87ZM99 236V235H98ZM111 236H113V235H111ZM177 236V235H176ZM179 237V238H177V237H175L174 236V238L175 239H182L183 237ZM197 236H199V235H197ZM196 236V237H197ZM250 236V235H249ZM252 236V235H251ZM9 237V238H8ZM40 237V236H39ZM93 237V236H92ZM185 237H186V235H185ZM200 237V236H199ZM199 237H197V238H199ZM204 237H207V235H205ZM204 237H200V240L202 241V239L201 238H204ZM211 237V238H212ZM227 237V238H226ZM226 237L224 236V237H222L221 239L223 240V238H224V240H226L227 239V241H228V237L230 238V240H233L234 238H232V237H230V236H227L226 235ZM234 237H236V235L234 236ZM253 237V236H252ZM252 237H248L247 239L246 238H244L243 236H242V239H237L238 241V243H240L241 245H242V243L244 244V245H242V246H244L245 248H246V250H248V252H249V254H251V256L252 257H247L248 255H245L246 257L243 259V260H245V259H250L251 260V258H253L254 259V261H252V264H257L256 263V261L257 262H259L260 264H264V250L262 251L260 248H259V245L257 244L258 243V241H255L256 239H254V238H252ZM256 237V236H255ZM226 238V239H225ZM232 238V239H231ZM97 239V238H96ZM109 239H111V237H109ZM184 239V238H183ZM219 238H217V240H218ZM236 239H234L233 240V242L236 240ZM243 239H245V240H243ZM258 239V238H257ZM11 240V236L8 234V233H6V235H4L2 238H1V243L5 246V249H6V251H7V256L8 257H5V258H3L2 260H0V264H3L4 263V261L5 260H14L13 259V254H12V250L10 249V247L9 246H7V244H10L9 242H11L10 241ZM67 240V239H66ZM65 240V241H66ZM95 240V239H94ZM198 241H199V239H197ZM205 240V238L203 239V241ZM230 240H229V242H230ZM110 241V240H109ZM184 241H185V239H184ZM197 241V242H198ZM206 241H208V239L206 240ZM206 241H204L205 243H207ZM112 242V239H111V241L109 242V243H111ZM176 242H177V240H176ZM182 242V241H181ZM186 242V241H185ZM200 242V241H199ZM203 243V242H202ZM232 243V242H231ZM236 243V242H235ZM112 244V243H111ZM110 244V245H111ZM237 244V243H236ZM235 244V245H236ZM65 245H62V246H64L65 247ZM71 246H72V244H70ZM232 245H234V244H232ZM234 245V246H235ZM239 244H237V246H238ZM93 246V245H92ZM202 246V245H201ZM221 246V245H220ZM106 247V246H105ZM112 247V246H111ZM240 247V246H239ZM244 247H242V248H244ZM261 247V246H260ZM62 248V247H61ZM98 248H100V247H98ZM104 247H102V248H100V250L101 249H103ZM108 248V247H107ZM223 248V247H222ZM241 248V249H242ZM72 249V250H73ZM96 249V250H95ZM115 249V248H114ZM236 249V248H235ZM234 249V250H235ZM238 249V248H237ZM236 249V250H237ZM2 250V248L0 247V251ZM195 250V249H194ZM245 250V251H246ZM62 251V250H61ZM238 251H242V250H238ZM65 252V251H64ZM114 252V251H113ZM112 251H111V253H113ZM122 252H124V251H122ZM97 253V252H96ZM100 253V252H99ZM116 253V252H115ZM113 254V257H112V254H110L109 253V255H111L110 257L111 258H114V260L112 261L111 260V258L109 259V262L110 261H112L111 263H115V264H120V262H121V259L123 260V258H121V257H119V256H117L116 254ZM247 253V251L245 252V254ZM65 254H67V255H65ZM105 254V253H104ZM69 255V256H68ZM106 255V254H105ZM108 255V254H107ZM238 255V254H237ZM99 256H100V258H99ZM120 256H123V255H120ZM94 257V256H93ZM104 256H102V258H103ZM108 257V256H107ZM238 257V256H237ZM244 257V256H243ZM101 258V259H102ZM105 258H106V256H105ZM105 258H103V261L101 260V262L103 263L104 262V260H105ZM109 258V257H108ZM233 259V258H232ZM99 260V261H100ZM242 260V261H243ZM106 261V260H105ZM225 261V259L223 260V263H226V262H224ZM228 261V260H227ZM235 261H236V259H235ZM234 261V262H235ZM16 263H17V261H15ZM107 262V261H106ZM105 262V264H108L109 262H107L106 263ZM233 262V263H234ZM237 262H239V261H237ZM246 262L247 263H251V262H249V260H246ZM13 263H14V261H13ZM101 263V264H102ZM122 263V262H121ZM229 262H227V264H228ZM232 263V262H231ZM240 263V262H239ZM238 263V264H239ZM243 263H245L244 261H243ZM242 263V264H243ZM258 263V264H259ZM94 264V263H93ZM99 264H100V262H99ZM230 264V263H229ZM235 264V263H234ZM237 264V263H236ZM246 264V263H245Z\"/></svg>", "mask_w": 264, "mask_h": 264}]
</instances>
